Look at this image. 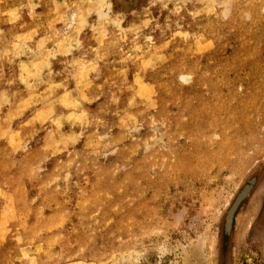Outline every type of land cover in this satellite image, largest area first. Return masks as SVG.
<instances>
[{"label":"rangeland","instance_id":"374dc122","mask_svg":"<svg viewBox=\"0 0 264 264\" xmlns=\"http://www.w3.org/2000/svg\"><path fill=\"white\" fill-rule=\"evenodd\" d=\"M0 264H264V0H0Z\"/></svg>","mask_w":264,"mask_h":264},{"label":"water","instance_id":"95a60500","mask_svg":"<svg viewBox=\"0 0 264 264\" xmlns=\"http://www.w3.org/2000/svg\"><path fill=\"white\" fill-rule=\"evenodd\" d=\"M256 177H253L251 180L248 181L247 185H245L241 191L236 195V197L234 198L233 202L231 203V205L229 206V208L227 209L226 215L224 217V231L225 233H229L232 227V222H233V218L234 215L236 213V210L239 206V204L246 198L249 196L251 190L253 189V186L256 183ZM221 240V237H220ZM219 249H220V245L217 248V256L219 254ZM221 254V252H220ZM224 257L227 256V251L226 254L223 255ZM221 257V256H220ZM223 257V258H224ZM218 263V261H217Z\"/></svg>","mask_w":264,"mask_h":264},{"label":"flooded vegetation","instance_id":"af4514ba","mask_svg":"<svg viewBox=\"0 0 264 264\" xmlns=\"http://www.w3.org/2000/svg\"><path fill=\"white\" fill-rule=\"evenodd\" d=\"M246 185H247V184H246ZM246 198H247V197H246ZM246 198H245V199H246ZM245 199H244V200H245ZM244 200H243V201H244ZM243 201H242V202H243ZM242 202L239 204L238 208L240 207V205L242 204ZM238 208H237V210H238ZM237 210H236V211H237ZM231 229H232V227H231ZM230 232H231V230H230ZM230 232L227 234V233H225V231H224V229H223L222 235L225 234V235L227 236V239H226V238H223V239H222L223 236L221 235V236H222V237H221V255H222V256L226 254V251H227V249L229 248V237H230ZM226 243H228V245H226Z\"/></svg>","mask_w":264,"mask_h":264},{"label":"trees","instance_id":"16d2710c","mask_svg":"<svg viewBox=\"0 0 264 264\" xmlns=\"http://www.w3.org/2000/svg\"><path fill=\"white\" fill-rule=\"evenodd\" d=\"M223 236V237H222ZM221 237H222V239L223 238H226L227 239V236L224 234V235H222ZM226 245H228V243H226Z\"/></svg>","mask_w":264,"mask_h":264}]
</instances>
